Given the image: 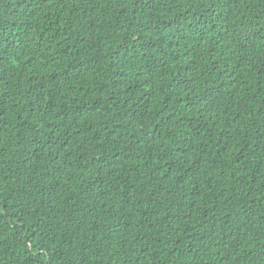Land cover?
<instances>
[{"label":"trees","instance_id":"16d2710c","mask_svg":"<svg viewBox=\"0 0 264 264\" xmlns=\"http://www.w3.org/2000/svg\"><path fill=\"white\" fill-rule=\"evenodd\" d=\"M0 264H264V0H0Z\"/></svg>","mask_w":264,"mask_h":264}]
</instances>
